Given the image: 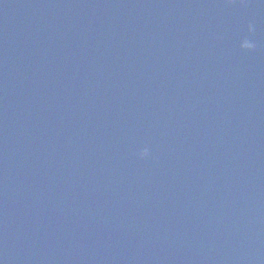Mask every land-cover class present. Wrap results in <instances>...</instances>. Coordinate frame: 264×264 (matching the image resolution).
Masks as SVG:
<instances>
[{
  "label": "water",
  "instance_id": "water-1",
  "mask_svg": "<svg viewBox=\"0 0 264 264\" xmlns=\"http://www.w3.org/2000/svg\"><path fill=\"white\" fill-rule=\"evenodd\" d=\"M0 264H264V0H0Z\"/></svg>",
  "mask_w": 264,
  "mask_h": 264
},
{
  "label": "clouds",
  "instance_id": "clouds-1",
  "mask_svg": "<svg viewBox=\"0 0 264 264\" xmlns=\"http://www.w3.org/2000/svg\"><path fill=\"white\" fill-rule=\"evenodd\" d=\"M253 30V26L251 24L248 25V31L251 32ZM255 45L253 42L249 41V40H244L242 43H241V48L243 49H252L254 48ZM139 156L141 158L143 157H146L148 156V149L147 148H144L142 149L140 152H139Z\"/></svg>",
  "mask_w": 264,
  "mask_h": 264
}]
</instances>
